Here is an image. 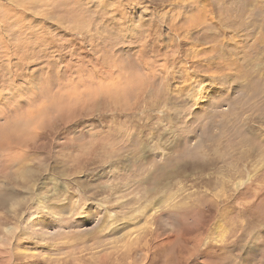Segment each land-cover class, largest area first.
Here are the masks:
<instances>
[{
    "label": "rangeland",
    "instance_id": "obj_1",
    "mask_svg": "<svg viewBox=\"0 0 264 264\" xmlns=\"http://www.w3.org/2000/svg\"><path fill=\"white\" fill-rule=\"evenodd\" d=\"M0 245L264 264V0H0Z\"/></svg>",
    "mask_w": 264,
    "mask_h": 264
},
{
    "label": "bare ground",
    "instance_id": "obj_2",
    "mask_svg": "<svg viewBox=\"0 0 264 264\" xmlns=\"http://www.w3.org/2000/svg\"><path fill=\"white\" fill-rule=\"evenodd\" d=\"M191 96H194V94L191 95ZM213 96H214V95H213ZM195 97H196V96H195ZM213 99H214V98H213ZM216 101H218V100L216 99ZM206 102H207V101H206ZM221 102H222V101H221ZM224 113H225V112H224ZM170 116H171V115H170ZM221 116H222V115H221ZM257 118H258V117H257ZM237 119H238V118H237ZM223 122H224V121H222V124H223ZM211 124H212V123H211ZM228 124H229V123H228ZM212 125H213V124H212ZM223 125H224V124H223ZM229 125H230V124H229ZM226 126H227V125H226ZM211 127H212V126H211ZM214 127L217 128L216 125H215ZM222 127H224V126H222ZM216 128H215V129H216ZM219 129L221 130V128H219ZM259 130H260V129H259ZM212 131H213V130H212ZM216 131H217V130H216ZM260 131H261V130H260ZM221 132H222V131H221ZM224 132H225V131H224ZM224 132H223V133H224ZM227 132H228V131H227ZM212 134H213V133H212ZM224 134H225V133H224ZM224 134H223V135H224ZM213 135H214V134H213ZM219 135H220V134H219ZM225 135H226V134H225ZM219 137H221V135H220ZM224 137H225V136H224ZM215 138H217V135L214 136V137H212V139H213V143L216 144V141H218V140H214ZM222 138H223V137H222ZM219 142H220V144H221L222 141H219ZM197 143H198V142H197ZM218 148H219V147H218ZM218 152H219V151H218ZM212 153H213V152H212ZM214 153H215V152H214ZM247 155H248V151H247V153L245 154V156H247ZM232 157H233V156H232ZM244 158H245V157H244ZM223 160H224V159H223ZM235 166H236V165H235ZM240 166H241V165H240ZM237 168H238V167H237ZM237 173H238V172H237ZM251 178H252V177H251ZM250 181H251V180H250ZM228 182H229V181H228ZM228 182H227V183H228ZM248 183H250V182H248ZM239 185H240V184H239ZM235 186H236V185H235ZM124 237H126V236H124ZM2 239H3V238H2ZM116 241H117V240H116ZM118 241H119V240H118ZM131 241H132V240H131ZM1 242H2V241H1ZM115 243H116V242H115ZM3 244H5V243H3ZM0 246H1V245H0ZM1 247H3V246H1ZM6 251H8V250H6ZM5 255H6V254H5ZM6 258H7V257H6ZM6 258H5V259H6ZM1 259H2V258H1ZM3 260H4V259H3Z\"/></svg>",
    "mask_w": 264,
    "mask_h": 264
}]
</instances>
